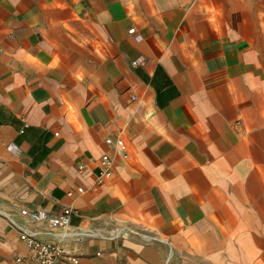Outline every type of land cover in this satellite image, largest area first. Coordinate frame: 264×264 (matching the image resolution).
Returning a JSON list of instances; mask_svg holds the SVG:
<instances>
[{"label":"crops","instance_id":"1","mask_svg":"<svg viewBox=\"0 0 264 264\" xmlns=\"http://www.w3.org/2000/svg\"><path fill=\"white\" fill-rule=\"evenodd\" d=\"M63 206L94 234L20 216ZM5 215L79 264H264V0H0V264H18ZM125 225L162 241L107 238Z\"/></svg>","mask_w":264,"mask_h":264},{"label":"built area","instance_id":"2","mask_svg":"<svg viewBox=\"0 0 264 264\" xmlns=\"http://www.w3.org/2000/svg\"><path fill=\"white\" fill-rule=\"evenodd\" d=\"M129 33H135L134 28L129 29ZM136 64V61H133ZM131 99H136L135 95H131ZM107 143H113L115 149L120 152L125 151V143L122 138H106ZM101 167L99 169V177H109L112 174V160L108 154H104L100 158ZM81 190V188H78ZM75 212L71 206H63L58 212L51 213L44 209L31 210L22 208L20 216L24 221L34 224L45 223L49 226V230L60 228L59 233L61 238H72L76 241H81L86 236H91L94 231L84 229L82 227L70 228V216ZM8 224L18 232L20 240H22L27 248L28 253L24 256L16 257L18 264H79V257L56 241H48L39 238L41 233L49 234L51 231H40L31 229L20 222L5 215ZM125 233L137 235L144 242L162 241L160 235L151 228H136L132 225H125L114 231H111L107 238L117 239L123 237Z\"/></svg>","mask_w":264,"mask_h":264}]
</instances>
